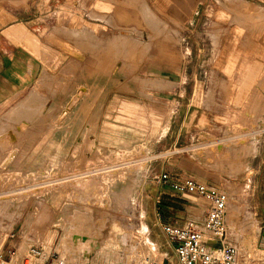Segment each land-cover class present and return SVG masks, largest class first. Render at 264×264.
I'll use <instances>...</instances> for the list:
<instances>
[{"label":"rangeland","instance_id":"rangeland-1","mask_svg":"<svg viewBox=\"0 0 264 264\" xmlns=\"http://www.w3.org/2000/svg\"><path fill=\"white\" fill-rule=\"evenodd\" d=\"M219 1L222 4L205 1L201 16L193 21L190 16L159 10L154 0H113L124 15L121 19L115 10L116 17L111 18L110 13L102 23L86 20L80 30L67 31L73 49L44 47L38 89L47 90L49 97L38 98L29 114H1L4 120L7 114L11 117L1 127H11L18 135L13 143L17 156L11 166L0 168L1 256L14 249L24 253L32 246L43 247L47 234L54 232L51 247L55 251L63 242L67 216L73 218L74 213L77 216L91 207V220H97L92 223L104 228L103 234L115 223L128 231L126 242H118L120 246L114 250L116 264H169V258L163 257L168 251L164 233H157L156 238L145 232L139 205L145 193L158 190L150 172H173L168 162L184 156L190 163L185 172L190 178L225 194L230 242L240 255L246 254V259L249 250L251 255L264 257V72L259 71L264 66L253 65V83L245 95L248 67L221 64L225 33L216 27L219 15V21L225 18L227 25L240 27L242 36L246 31H261L264 39V6L243 3L235 10ZM79 3L86 19L96 17L88 3ZM27 4L0 0V24L18 19L17 13ZM52 31L54 36L60 32ZM241 44L246 48L243 55L253 46L244 39ZM191 55L203 62L195 66L201 90L193 107L210 112L224 109L229 126L208 128L201 122L187 132L175 129L178 117L173 112L180 103L179 90L187 82ZM217 72L228 75L230 82L217 81ZM46 77L51 81L46 82ZM76 92L81 95L78 103L61 115ZM10 147L0 145V162ZM140 161L145 162V170L138 174L132 169ZM84 175L92 179L88 185L75 182L77 188L70 182ZM247 213L254 225L244 222ZM131 244L138 247V253L129 250ZM253 246L259 250L253 251ZM61 251L57 254L66 262L71 259L69 251ZM106 253L97 249L83 257L79 254L76 264H83L87 255L94 264H105ZM263 262L264 258L259 264Z\"/></svg>","mask_w":264,"mask_h":264},{"label":"crops","instance_id":"crops-1","mask_svg":"<svg viewBox=\"0 0 264 264\" xmlns=\"http://www.w3.org/2000/svg\"><path fill=\"white\" fill-rule=\"evenodd\" d=\"M21 1L22 3L29 2L27 4L29 6L17 13L18 19L0 24V127L6 124L5 120L1 119V114L9 111L26 112L31 107L37 105L38 98L43 96L49 97L47 90L38 89V81L42 74L41 62H43L45 46L51 49L62 47L73 49V42L68 39L67 31L80 30V27L85 25L86 20H90L88 22L91 24L93 22L102 23V18L108 19L107 14L110 13L111 18L116 17V12L120 19L124 16L122 11H120L121 9H116V3L113 0ZM81 1L85 4L88 3L90 11L96 16L95 18L88 16V19H86V16L80 11L81 3L79 2ZM205 1L207 0H154V5L159 10L171 11L169 13L174 16H190L194 21L195 18L201 16V7ZM217 3L222 4L219 0H217ZM224 3V5L235 10H238L239 5L242 3H248L249 6H264V0H224ZM207 12L208 8L205 13L206 16L208 15ZM256 13H253V15L257 16ZM258 13L261 17V12L258 11ZM231 16L229 17L231 18ZM223 17L224 15H222ZM217 18L216 22L218 24L216 27L221 28L223 34L225 33V41L223 36V43L221 44V52L224 53V57H222L220 62L221 64L248 67L246 68V83L243 86L245 95H247V90L250 89V84L253 83L251 82L253 80L250 78L251 73L254 71L253 65L264 66L263 36L261 35V31H255L254 33L246 31L248 35L245 33L242 36V29H239L240 27L238 28L234 24L227 25L225 18L221 19V21ZM98 23L94 24L99 25ZM53 29H58L60 32L54 36ZM237 34H241V36L239 37ZM242 39L245 42L249 41L253 44L252 49L250 48L249 52L245 53L246 55H243L246 48H242ZM225 54L229 55V57L226 58ZM77 56L78 58L81 57L79 49ZM188 60V65L191 66L190 72L186 75L187 82L179 90V106L173 112L174 117H178L176 118L175 129L180 133L181 131L187 132L196 129L201 122H206L208 128H225L229 126L227 124L229 121L225 120L226 113L224 109L210 112L203 108L193 107V101L196 95L200 96L201 90L199 85L201 76H199L195 66L199 63L203 64V62H199L198 57H193L192 55ZM259 71L264 72V69L261 68ZM47 72H49L48 69L46 70ZM215 76L217 81L230 82L228 75L222 72H217ZM51 79L46 77V82L48 80L51 81ZM187 93L189 97L183 105L181 102ZM48 101L46 99V104H48ZM168 163L172 166L173 170V172H167L170 175V181H180L190 178L185 173L190 163L184 156L177 157ZM150 173L156 175L166 172ZM149 175L147 173V176ZM152 183L157 187V192L154 194L145 193L139 205L142 212L141 221L145 227V232L149 236L156 235L157 238V233L160 234L162 232V224L171 223L180 225L189 218L200 219L204 215L206 202L202 198L187 193L176 192L171 188L169 183L157 182L156 180H153ZM148 185L146 184L145 187H148ZM229 229L232 231L230 226ZM164 242L167 245L168 251L163 254V257L169 258V264H174L176 261L174 244L169 242L166 236ZM88 256L83 264L94 263L93 259H88ZM240 264H254V261L247 258L243 262H240Z\"/></svg>","mask_w":264,"mask_h":264},{"label":"built area","instance_id":"built-area-1","mask_svg":"<svg viewBox=\"0 0 264 264\" xmlns=\"http://www.w3.org/2000/svg\"><path fill=\"white\" fill-rule=\"evenodd\" d=\"M153 180L169 183L174 191L200 197L206 202L204 215L200 219L189 218L180 225L171 223L161 225L167 240L174 244L176 255L174 264H240L243 262L240 261L243 256L240 255L237 246L230 242L231 237L226 224L227 202L221 191L192 178L170 181L166 173L153 175ZM244 257L243 260H245ZM0 264L67 263L66 259L54 250L47 251L42 246H32L24 253L14 249L6 256L0 255ZM254 264H256L255 261Z\"/></svg>","mask_w":264,"mask_h":264},{"label":"bare ground","instance_id":"bare-ground-1","mask_svg":"<svg viewBox=\"0 0 264 264\" xmlns=\"http://www.w3.org/2000/svg\"><path fill=\"white\" fill-rule=\"evenodd\" d=\"M243 4V3H242ZM144 7V6H143ZM247 7V6H246ZM248 9V8H247ZM148 14V13H147ZM152 14V13H151ZM148 17V16H147ZM154 17V16H153ZM254 18V17H253ZM168 37V36H167ZM114 40V39H113ZM113 43V42H112ZM84 46V45H83ZM89 46H91L89 44ZM114 48V47H113ZM85 52V51H84ZM95 52V50H94ZM110 52V51H109ZM108 54V53H107ZM109 55V54H108ZM94 56V55H93ZM88 57V56H87ZM92 57V56H91ZM95 57V56H94ZM110 61V59H109ZM63 65V64H62ZM61 67V66H60ZM43 75V74H42ZM94 86V85H93ZM95 88V87H94ZM82 89V88H80ZM94 93V92H93ZM51 94V93H50ZM83 94V93H82ZM92 94V93H91ZM88 95V94H87ZM90 95V93H89ZM95 96V95H94ZM37 97V96H36ZM35 97V98H36ZM81 97V95H79V93H75L72 95V97L69 99V102L66 104V106L64 107V110L62 111L61 115L64 114V112H67L69 111L70 109H72L74 106H76V104L78 103V100L79 98ZM28 100V99H27ZM93 101V100H91ZM82 102V101H81ZM207 102V101H206ZM205 102V103H206ZM83 104V103H82ZM22 105V104H21ZM86 105V104H85ZM29 110V109H28ZM30 111V110H29ZM83 111V110H82ZM97 111V110H96ZM27 112V111H26ZM59 112V111H58ZM19 113V112H18ZM28 113V112H27ZM26 113V114H27ZM82 113V112H81ZM16 114V113H15ZM29 114V113H28ZM84 114V113H83ZM9 119H11L10 117V114H7L6 116ZM5 117V118H6ZM60 117V116H59ZM59 117L57 120H59ZM6 118V119H7ZM91 118V117H90ZM5 119V121H6ZM7 120V121H8ZM9 123V121H8ZM20 123H23L24 122H20ZM91 124V123H90ZM25 125V124H24ZM23 125V127H24ZM61 127V126H60ZM11 127L9 128H3V127H0V145H8L11 146L8 153L5 155V157L2 159V161L0 162V168L3 169V168H6L8 167L15 159V156H17V150L15 149V147H13V143H15V141L17 140V132L15 133L14 130L10 129ZM25 128V127H24ZM90 128V127H89ZM94 128V127H93ZM17 129V128H16ZM17 131H19L17 129ZM22 132V131H21ZM244 134V133H243ZM246 134V133H245ZM250 134V133H249ZM238 136H240L238 134ZM233 137V136H232ZM83 138V137H82ZM86 138V137H85ZM242 138V136H241ZM234 139V138H233ZM232 139V141H233ZM237 139V137L235 138V140ZM85 140V139H84ZM228 140V139H227ZM226 140V141H227ZM231 140V139H230ZM229 140V141H230ZM87 141V140H86ZM225 142V141H224ZM223 143V142H222ZM84 144V143H83ZM249 145V144H248ZM90 146V144H89ZM74 148V147H73ZM84 148V147H82ZM78 149V148H77ZM252 150H254V148H252ZM74 151V150H73ZM76 151V150H75ZM74 151V152H75ZM195 153V152H194ZM144 156V155H143ZM93 157V156H92ZM79 159V158H78ZM88 159V158H87ZM93 159V158H92ZM139 159V157H138ZM142 159V158H141ZM144 159V158H143ZM134 160V159H133ZM132 161V160H130ZM138 161V160H137ZM145 161V160H144ZM144 161H140L139 163H134L136 164L134 166V169H132V171L134 172H138V174L142 173L143 170H145V162ZM93 162V161H92ZM128 162V161H126ZM132 164V162H130ZM133 164V165H134ZM90 165V164H89ZM11 166V165H10ZM116 166V165H115ZM111 167V166H109ZM128 167V166H126ZM132 167V166H131ZM98 168V167H97ZM89 169V167H88ZM96 169V168H95ZM100 169V168H98ZM97 169V170H98ZM102 169V168H101ZM107 169V168H106ZM104 170V169H102ZM90 171V170H89ZM93 171V170H92ZM96 171V170H95ZM105 171V170H104ZM103 171V172H104ZM88 172V171H87ZM78 173V172H77ZM86 173V172H85ZM95 173V172H94ZM97 173V172H96ZM90 174V173H89ZM75 175H76V172H75ZM121 175V174H120ZM91 176V175H90ZM95 176V175H94ZM123 176V175H122ZM72 177V176H70ZM118 177V176H117ZM65 178V177H64ZM68 178V177H67ZM101 179V178H100ZM109 179V178H108ZM120 179V178H119ZM76 180V181H75ZM91 177H87V175H84V176H81V177H75L74 179H71L70 182H77L78 184L77 185H80L79 182H83L82 184L85 183V186L88 185L89 183H91ZM121 180V179H120ZM127 180V179H126ZM65 181V180H63ZM134 181V180H133ZM99 182V181H98ZM101 182V181H100ZM72 183V184H74ZM131 183V182H130ZM129 183V184H130ZM76 185V183H75ZM76 185V186H77ZM91 185V184H90ZM122 185V184H121ZM132 185V184H131ZM128 186V185H127ZM111 187V185H110ZM78 188V186H77ZM76 188V189H77ZM83 188V186H82ZM124 189V188H123ZM17 190V189H16ZM21 190V189H20ZM78 190V189H77ZM134 190V189H133ZM82 191V190H81ZM12 191H10L11 193ZM78 192V191H76ZM94 192V191H93ZM97 192V191H96ZM123 192L125 193V191L123 190ZM123 192H120L121 194ZM80 193V192H79ZM83 193V191H82ZM81 193V194H82ZM85 193V192H84ZM83 193V194H84ZM74 195V194H73ZM78 195V194H77ZM6 196H9V195H6ZM76 196V194H75ZM79 196V195H78ZM83 196V195H82ZM82 196H80L82 198ZM87 196V195H86ZM85 196V198H86ZM97 196V195H96ZM124 196V194H123ZM66 198V197H65ZM79 198V197H78ZM80 198V199H81ZM107 198V197H106ZM67 199V198H66ZM77 199V198H75ZM89 199V198H88ZM91 199V198H90ZM100 199V198H99ZM125 199V198H124ZM82 200V199H81ZM119 200V199H118ZM85 201V200H83ZM106 202V201H105ZM100 203V202H99ZM132 203V202H131ZM130 203V206H129V209H131L130 211L133 213V205ZM81 204V203H80ZM93 204V203H92ZM95 206V204H93ZM86 207V206H85ZM89 207V206H88ZM105 207V206H104ZM87 208V207H86ZM91 207L88 208V212L85 210L84 213H80L78 214L77 216H75V213L73 214V218H71L70 216H67L66 218V221H67V227H66V224H65V229H66V233H64V236H63V242L62 244H58L57 247H56V250L54 251L55 253H62L61 249H65V251H69V255H71V259L67 261V264H76L78 261H77V256L79 254H82V257L83 256H86L85 254L88 253L90 250L92 251H96L97 249H99V251H102V249H105L106 250V259H105V264H116V261L115 259V255H114V250H116L120 245L118 244V242H123L125 243L126 242V237L128 236V231L127 230H120V226L118 227V225L115 226V224H112L114 225L113 227H110V231L108 232H105L103 234L102 232V229L104 231V228H101V227H98L97 224L95 225L94 223L92 222H95L96 219H93L91 220V217L92 215H90L91 213H93L90 209ZM99 208V207H98ZM103 208V207H102ZM66 209V208H65ZM82 209V208H81ZM85 208H83L84 210ZM76 210V209H75ZM74 210V211H75ZM81 210V211H83ZM126 210V209H125ZM60 211V210H59ZM129 212V211H128ZM130 212V213H131ZM85 214V215H84ZM72 215V214H71ZM70 217V218H69ZM244 222L245 223H251L252 225H254L253 223L255 221H253V217L251 216V213H247V215L244 217ZM99 219V218H97ZM101 219V218H100ZM105 219V218H103ZM106 220V219H105ZM105 220H101L102 223L104 221V223L107 221ZM41 221V220H40ZM99 221V220H98ZM101 221L99 222L100 225H103L101 224ZM97 222V220H96ZM95 222V223H96ZM65 223V222H64ZM107 223V222H106ZM120 223V222H119ZM105 225V224H104ZM103 225V227H104ZM122 225V224H121ZM64 226V225H63ZM123 227V226H122ZM121 227V228H122ZM128 227V226H127ZM112 228V229H111ZM64 230V229H63ZM101 234L105 235V236H101ZM55 232L54 233H51V234H47L46 238H45V244H43V248L46 249L47 251L49 250H53L52 247H51V242L52 240L54 239L55 237ZM100 239H99V238ZM102 237V238H101ZM128 240V239H127ZM135 241V240H133ZM129 242V241H128ZM128 244V243H127ZM119 245V246H118ZM128 247V246H127ZM131 248V251L134 252V253H138L137 252V248L135 246V244H131L130 247H129V250ZM124 249V248H123ZM128 249V248H126ZM253 251H256L259 250L258 248H255L254 246L252 247ZM125 250V249H124ZM128 251V250H127ZM261 251H264V250H261ZM116 252V251H115ZM140 252V251H139ZM142 253V252H141ZM247 253V257L249 259H252L253 261H255V263L259 264L261 261H262V258L264 257H261V256H256V255H251L250 254V251L246 252ZM264 253V252H263ZM122 254V253H121ZM129 254V253H128ZM132 254V253H130ZM117 255V254H116ZM264 255V254H263ZM61 256V255H60ZM133 256V255H132Z\"/></svg>","mask_w":264,"mask_h":264},{"label":"water","instance_id":"water-1","mask_svg":"<svg viewBox=\"0 0 264 264\" xmlns=\"http://www.w3.org/2000/svg\"><path fill=\"white\" fill-rule=\"evenodd\" d=\"M262 234L264 235V230H263Z\"/></svg>","mask_w":264,"mask_h":264}]
</instances>
